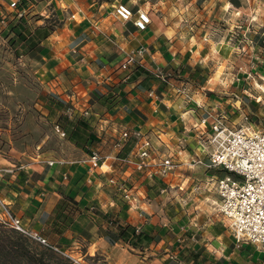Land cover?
<instances>
[{"label":"crops","instance_id":"0c3cea01","mask_svg":"<svg viewBox=\"0 0 264 264\" xmlns=\"http://www.w3.org/2000/svg\"><path fill=\"white\" fill-rule=\"evenodd\" d=\"M122 2L148 12L147 30L115 15ZM51 3L61 25L38 19L31 37L41 50L32 60L78 116L92 112L85 120L98 142L89 152L76 146V158L62 164L40 165L34 176L0 180L14 212L70 264L72 259L82 264H264L263 253L237 243L224 216H208V201L216 192L203 165L184 163L169 179L174 189L166 196L158 192L161 182L110 160L117 176L129 175L140 190V207L134 210L106 182L113 174L94 173L85 161L95 149L103 155L129 154L133 139L114 149L125 129L162 133L173 146L183 143L187 152L205 158L203 130L209 126L195 125L209 112L225 114L230 127L246 114L264 129V104L259 103L264 100V0H47ZM141 46L147 48L145 59L125 79L120 66ZM194 185L202 189L183 204L182 196ZM63 196L73 197L80 211L72 220H57L58 226L66 225L58 235L49 217ZM119 225L139 228L140 240L121 238Z\"/></svg>","mask_w":264,"mask_h":264},{"label":"built area","instance_id":"2783aa9c","mask_svg":"<svg viewBox=\"0 0 264 264\" xmlns=\"http://www.w3.org/2000/svg\"><path fill=\"white\" fill-rule=\"evenodd\" d=\"M0 4L17 20L25 18L29 7L28 0H0ZM115 15L124 22L132 21L140 31L147 30L151 23L147 11L135 12L123 2L115 7ZM146 54L145 46L128 53L120 66V70L126 73L125 79L129 77L132 66L141 64ZM64 114L74 120L79 113L75 105L70 103ZM91 115L90 110L80 113V117L84 118H90ZM207 125L209 129L203 130V135H207L203 144L207 152L205 158L187 152L183 143L173 146L162 133L152 134L142 129H125L114 143V149L120 151L133 139L134 145L129 154L103 155L100 150L95 149L85 161L90 164L94 173H97V169L101 170L102 174L112 173L106 182L114 189V194L120 196L129 208L134 210L140 207V190L133 184L129 175L126 178L117 176L114 165L109 163L110 160L125 165L127 170L133 169L145 174L151 181L161 182L158 192L166 196L174 189L169 179L184 163L190 168L203 165L210 178L208 183L213 184L218 196L219 210L230 220L237 243L249 244L264 254V129L258 127L246 114L240 123L230 127L225 114L209 112L195 127L202 128ZM55 128L62 137L66 136V131L59 124H56ZM62 163L61 160L49 161L50 166ZM219 171L227 173L221 176ZM14 172V169L0 167V180ZM178 189L186 191L183 186ZM201 189L200 185H194L188 196H182L181 202L186 205L193 192ZM0 225L17 230L30 240L51 247L38 232L24 225L21 216L14 212L12 204L6 200L1 190ZM137 231L140 232V229ZM72 261L74 264H82L77 260Z\"/></svg>","mask_w":264,"mask_h":264},{"label":"rangeland","instance_id":"374dc122","mask_svg":"<svg viewBox=\"0 0 264 264\" xmlns=\"http://www.w3.org/2000/svg\"><path fill=\"white\" fill-rule=\"evenodd\" d=\"M28 2L33 6L24 18L27 28L23 30H32L38 19L45 18L46 23L53 27L61 25L54 3L47 5V0ZM11 22L17 23L18 20L0 4V167L14 169L15 172L10 175L34 176L38 174L36 169L40 165L50 166L49 161L76 158L77 145L70 140L69 130L72 126L63 127L65 122L60 119L62 115L66 116L64 110L70 103L63 99V94L56 93L53 89L55 87H52L47 77L39 71V65L32 60L35 53H27L28 48L25 47L29 46L30 42L25 44L11 31ZM24 34L29 33L24 31ZM257 90L254 88L252 92L257 95ZM261 90L263 92V89ZM259 101L264 104L263 99ZM58 102H61V105H58ZM78 118L84 117L77 116L70 121L74 122ZM56 124L66 131L65 137L56 131ZM77 147L89 152L91 145L81 142ZM218 173L224 176L227 172ZM215 195L208 201L212 212L208 216L214 213L223 217L217 203L218 196L216 193ZM23 217L21 216L24 225L29 228ZM27 218L32 219L30 216ZM227 221L230 223L229 219ZM3 230L10 232V229L0 225V232ZM32 243L38 244L33 241ZM37 248L36 253L45 264L71 263L45 246Z\"/></svg>","mask_w":264,"mask_h":264},{"label":"trees","instance_id":"16d2710c","mask_svg":"<svg viewBox=\"0 0 264 264\" xmlns=\"http://www.w3.org/2000/svg\"><path fill=\"white\" fill-rule=\"evenodd\" d=\"M10 27L11 31L14 32L15 35H17L20 39H22L25 44L30 42L28 44L29 46H25L28 48L27 53H30L32 55V52L34 53L35 51L41 50L39 43L33 40V37H31V30H23V28H27L24 18L18 20L17 23L11 22ZM24 31H27L29 34H24ZM34 55L33 57H35ZM58 105H61V102H58ZM60 119L65 122V125L63 127L70 128V126H72V129L69 130L70 140L77 146H80L81 142H86L89 145L98 142V139L91 131L90 125L85 120V118H78L73 122L70 121V118H68V116L62 115ZM79 211L80 209L77 208V202L73 197L63 196V198H61L56 206L55 212H53L49 217V220H55L53 224L54 229L56 230L58 235L63 234L66 225L58 226L59 222H57V220L64 221L68 218L72 220L71 215H74ZM96 213H99L109 220H112L110 214H104L100 211H96ZM119 228L121 229V238L126 240L128 239V237L132 236L133 238H136L137 241L140 240V236L142 234L141 232L137 231V228H132L130 225H119ZM8 229H10V232H7V230H3L0 232V264H45L42 259H39V254L36 253V251L38 252L37 247L41 248V245H35L34 243H32V240L20 234V232L17 230L11 228ZM47 249L50 250L49 248Z\"/></svg>","mask_w":264,"mask_h":264}]
</instances>
